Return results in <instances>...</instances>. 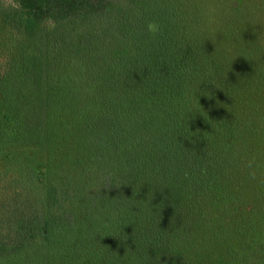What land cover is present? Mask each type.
<instances>
[{"label":"trees","instance_id":"1","mask_svg":"<svg viewBox=\"0 0 264 264\" xmlns=\"http://www.w3.org/2000/svg\"><path fill=\"white\" fill-rule=\"evenodd\" d=\"M238 1H248L249 7L254 0ZM242 6H222L219 0H14L0 6V35L35 39L45 25H57L46 44L45 68L32 49L31 54L9 61L14 64L13 72L0 73V162L4 163L0 169V264H16L37 242L51 238L56 245L46 252L53 256L49 264H125L127 248L140 253L137 264H179L178 250L191 249L195 229L201 232L198 220L194 219V225L189 222L197 212L193 198H218L222 191L230 202L246 199L243 184L249 156L241 153L247 150L256 158L257 151L264 153L257 141H264V121L259 120L256 130H260V139L244 137L248 130L243 127L253 113L245 107L249 98L236 96L235 91L241 89L223 80L220 58L230 55L238 63L243 55L232 44L226 48L229 54H221L225 40L218 42L221 30L216 32L224 10L230 34L246 36L248 29L241 28L240 20L230 25L240 19L236 12L247 7ZM247 12L244 9L242 20L250 18ZM148 22L159 25L156 35L148 33ZM257 64L249 63L243 75L252 78L255 70L256 79L264 76V65ZM202 79H213L222 89L202 82L200 87L214 95L198 93L196 99L192 93ZM51 82L69 91L71 98L84 101L81 110L88 111L94 143L101 147L109 143L114 152L95 229L84 223L83 231H59L58 218L44 204L41 181L46 167L8 159L7 140L42 139V109L45 94H51ZM194 104L202 113L197 111L187 121L186 113ZM259 160L257 171L249 174L257 184L253 197L264 204V159ZM233 176L234 184L230 182ZM118 181L124 184L128 198L117 190ZM154 183H160L163 190L153 191L154 205L163 211L160 218L172 219L160 229V237H154V228H145L131 205L133 190L148 195ZM133 216L137 221H132ZM239 231L245 237L243 249L252 257H263L264 223ZM123 236L127 248H115L123 243ZM201 238L205 241L206 236ZM146 242L147 248H139ZM158 257H164L163 261L158 262ZM37 259L30 264H44ZM240 264H249L248 259L243 257Z\"/></svg>","mask_w":264,"mask_h":264},{"label":"rangeland","instance_id":"2","mask_svg":"<svg viewBox=\"0 0 264 264\" xmlns=\"http://www.w3.org/2000/svg\"><path fill=\"white\" fill-rule=\"evenodd\" d=\"M11 3H14V0H0V6H7ZM219 4L222 6H230L232 4L235 6L240 4L243 5L242 7L247 6L244 9H248L247 13L250 15V18L246 19L247 21L242 20L244 19L243 14H245L243 13L244 9L237 11V16L240 14V19L231 21L230 24L234 27L235 23L239 24L240 20L243 26L241 28L248 29L246 36H244L246 39L242 35L236 38L235 33L230 34L228 31L229 27H226L227 23H229V16L224 10L221 13V17L225 22L221 19L222 22L216 24V32L219 33L221 30L218 37L222 40H218V42L222 43L225 40L224 44L226 47L221 46L219 51L221 54L223 51L229 54L226 48H229V45L232 44L239 47V56L243 55L242 61L240 60L238 63H235L234 58L230 55L220 57L223 59L221 60L223 63L221 74L223 80L225 79L235 86L233 89H241L240 92L235 91L236 96L249 98L245 107L249 112L253 113L247 119L248 124L243 127L248 130L244 137L247 139L248 137L252 139L254 137L257 140L260 130H256L261 124L259 120L264 121V76L258 75L256 79L254 76L255 70L252 78L250 74H243L248 69L249 63L252 64V67H255L257 63L260 66L264 65V0H254L249 4V7L248 1L219 0ZM56 29L57 25H45L35 39L12 37L7 35V33L0 35V73L13 72L14 64L9 63V61L18 58L20 55L31 54L32 49H35L32 52L36 54V61L45 68L49 58L46 44H49V40L52 39L51 35L55 33ZM211 38L212 42L210 43H213L214 40ZM248 39L250 41L249 44ZM60 73L64 74L65 70L60 69ZM242 76L244 77L243 79L241 78ZM9 80L1 82L9 83ZM51 85V94L50 96L45 94L42 109L44 127L42 139L38 142L15 141L13 143L7 140L5 142L6 145H10L8 159L21 165L34 163L46 167V175L41 181L44 204L47 210L58 218L57 226L59 231L65 229L70 233H75V228L83 231L84 223L90 224L95 229L100 221L101 209L99 204H102L103 199L101 197L106 192L108 184L106 174L112 170L111 163L114 152L109 143L105 145L107 149L94 143L95 130L90 131L91 126L89 123H91V120L88 111L81 110V105L83 106L84 101L74 96L71 98L69 91H61L52 82ZM235 98L233 96V101H237ZM262 110L263 112L261 113ZM86 116L88 119H86ZM253 121L254 127L250 125ZM238 136L242 137L241 134H238ZM257 141L262 144L260 149H264V141ZM80 144H87L90 148H85L80 146ZM260 153L256 152L257 158L247 150H243L241 153L243 157L249 156L246 159L249 165L245 164V166H249L247 167L249 170H244L247 178H245L246 182L243 184L245 186L243 190L248 194L246 199H237L234 202H230L231 198L225 197L224 192L221 194L222 191H220L221 195L217 194L219 195L218 198L211 197L208 200L204 197L193 198V201H195L194 210L203 214L206 218L209 217L211 221L197 214V212L190 218L189 222L192 225H194V219L200 222L198 226L201 228V232H197L195 229L190 240L194 242L191 245V249L185 247V249L178 250L177 258L182 259L179 264H216L218 261L228 264L224 262L225 260H229L233 264H240L243 261V257L248 259L249 264L264 262V253L261 258L252 257L249 251L243 249L245 247L243 242L245 237H241L242 233H239L241 228H247L249 225L253 227L255 224L257 226L261 222L264 223V204L261 200L257 201L253 197L257 184L252 182L254 177L250 175L251 170L255 172L259 168L257 166L260 162L259 158L261 160L264 159V153ZM251 159L256 163H251ZM2 166H4V163L0 162V169ZM221 170L223 172L222 167ZM224 178L226 179V177ZM233 179L234 176L231 177L230 182L234 184ZM259 179L257 178V180ZM159 189L162 190L160 183H154L151 186L150 194L147 195L136 188V191H132L131 197L132 211L142 218L145 228H154L155 232L157 231L154 237H160L162 232L160 229L163 230L172 220L170 216L161 219L160 215L163 211L160 213L154 205V195L159 193ZM117 190L121 194L125 192L123 197H129V193L125 191L124 184L121 182L117 185ZM232 196L233 194H231ZM230 215L233 218L230 219ZM239 217H241V221H237ZM149 218L153 219L154 222L148 221ZM132 221H137L134 216ZM132 230L134 231L135 228H132ZM204 235L206 236L205 241L201 238L202 236L204 238ZM122 238L123 243L115 245V248H127L125 244L127 239L124 236ZM131 242L137 244L136 241L131 240ZM150 242L155 245L156 241L151 238ZM55 245L56 241L52 240V238L48 242L39 241L29 253H26L27 257L18 260L16 264H30L34 258H39L37 260L41 263L49 264L53 256L47 253ZM138 246L141 249H145L147 248V242L146 246L143 244ZM128 249L125 252L129 256L125 255L127 257L123 259L127 261L125 264H137L141 261L140 253L136 249ZM118 256L121 257L120 255ZM121 259L122 257L119 258V260ZM163 259L164 257H160L158 262L163 261Z\"/></svg>","mask_w":264,"mask_h":264},{"label":"clouds","instance_id":"3","mask_svg":"<svg viewBox=\"0 0 264 264\" xmlns=\"http://www.w3.org/2000/svg\"><path fill=\"white\" fill-rule=\"evenodd\" d=\"M146 29H147L148 33H149L150 35H152V36L156 35L157 32L160 30L159 25H158L156 22H148V23L146 24ZM208 38H211V37H208ZM202 82L211 83V84H213L216 88H221V87H219V86L216 84L215 80H213V79H202L200 82H198L196 88L194 89V91H193V93H192L193 96H194L196 99H197V94H198V93H202V94L205 95V96H212V95H214V93L209 92V91L207 90V88H201V87H200V85H201ZM221 89H222V88H221ZM197 111H200V112H201V109H200L198 106H196L195 104L193 105V107L189 108L188 111H187V113H186L187 121H188V119L190 118V116L194 115ZM201 113H202V112H201ZM187 121H186V122H187Z\"/></svg>","mask_w":264,"mask_h":264}]
</instances>
